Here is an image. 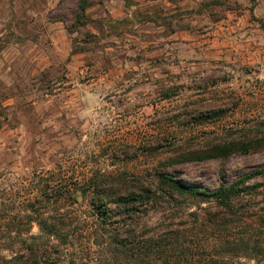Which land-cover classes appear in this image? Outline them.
I'll list each match as a JSON object with an SVG mask.
<instances>
[{"label": "rangeland", "instance_id": "1", "mask_svg": "<svg viewBox=\"0 0 264 264\" xmlns=\"http://www.w3.org/2000/svg\"><path fill=\"white\" fill-rule=\"evenodd\" d=\"M88 1L78 18L79 0H0V263L33 235L59 244L42 216L95 220L86 177L169 171L214 188L264 166V149L178 159L241 128L264 135V0ZM263 212L264 185L230 208L178 196L128 222L183 229L185 264H264ZM70 239L42 264H94L88 235Z\"/></svg>", "mask_w": 264, "mask_h": 264}, {"label": "trees", "instance_id": "2", "mask_svg": "<svg viewBox=\"0 0 264 264\" xmlns=\"http://www.w3.org/2000/svg\"><path fill=\"white\" fill-rule=\"evenodd\" d=\"M88 6V0H79L82 13L77 16L78 18L85 15ZM223 112L218 110L199 115L197 122L202 124L214 119H222L225 116ZM259 149H264V135L255 133L249 128H241L237 133H230L220 142L197 151L183 153L178 159L182 161L223 159L233 154L249 153ZM176 161L175 158H170L165 164L170 166ZM260 178H264V166L257 167L230 183L222 181L214 188H204L184 182L175 173L169 171L158 172L156 181L128 176L110 180L95 175L86 177L81 188L84 194H92L91 208L95 213V220L90 222L80 218L74 219L65 214L58 219L49 214L42 216L36 219L41 231L49 237L48 242H51L52 237L56 238L59 244L36 245L34 240L41 238L33 235L31 239L24 238L19 241L22 247L27 248V253L16 251L15 242L7 245L13 255L4 258V261L6 264H42L41 259L46 255L49 258L51 254L49 248L54 247L55 250H59L58 245L72 244L70 237L84 233L88 235L90 245L87 246L89 248L82 247V250L88 258H95L94 264H185L180 260V256L183 258L186 256L185 243L181 239L185 235L183 229L158 226L155 227L156 229L141 230L138 233L136 226L128 222V219L140 212L147 213L150 204L159 205L163 200H176L178 196L215 201L222 207L230 208L237 198L259 190L264 185ZM252 180L256 182L251 183ZM53 195H56V203L59 204L61 196L57 189L48 194L47 198ZM260 216L264 218V212ZM33 221L32 219L27 224L26 231L31 232ZM11 230L19 232L22 229L12 226ZM4 261L0 264H4ZM219 262L209 261L205 264H220ZM69 264L78 263L71 260Z\"/></svg>", "mask_w": 264, "mask_h": 264}]
</instances>
